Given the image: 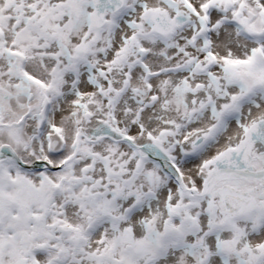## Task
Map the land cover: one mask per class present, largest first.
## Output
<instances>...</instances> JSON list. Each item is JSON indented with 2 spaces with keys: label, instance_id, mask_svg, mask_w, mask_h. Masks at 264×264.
Returning a JSON list of instances; mask_svg holds the SVG:
<instances>
[{
  "label": "snow or ice",
  "instance_id": "6c2138e0",
  "mask_svg": "<svg viewBox=\"0 0 264 264\" xmlns=\"http://www.w3.org/2000/svg\"><path fill=\"white\" fill-rule=\"evenodd\" d=\"M0 264H264V0H0Z\"/></svg>",
  "mask_w": 264,
  "mask_h": 264
}]
</instances>
